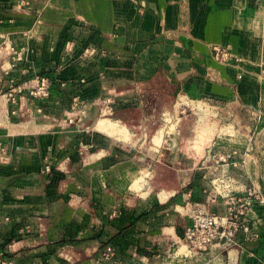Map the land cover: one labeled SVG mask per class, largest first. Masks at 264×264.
Wrapping results in <instances>:
<instances>
[{"label":"crops","instance_id":"crops-1","mask_svg":"<svg viewBox=\"0 0 264 264\" xmlns=\"http://www.w3.org/2000/svg\"><path fill=\"white\" fill-rule=\"evenodd\" d=\"M35 2L42 7L41 20L53 30L60 26L67 32L70 30L77 49L92 39L109 46L110 54L127 59L116 63L129 73L124 78L119 75L113 81L114 86L163 74L182 92L195 91L198 98H190L208 97L217 99L222 107L229 106L225 113L248 131L231 132L227 126L224 133L230 131V135L220 137V141L227 142L224 149L228 152L223 154V161L201 165L194 173L191 188L152 193L143 189V177L133 169L128 170L124 183L132 182L130 190L138 196L129 202H124L123 193H109L107 199L104 195L100 200L70 192L72 200L68 201L62 223H58L59 218L54 223L40 222L31 238H17L15 264H148L157 255L163 262L151 264H264V203L258 200L247 217L250 231L241 229L235 243L221 241L207 251L193 253L183 240L185 229L192 222L190 211L198 203L216 212L227 210L223 195L211 201L217 192L213 186L216 177H226L227 189L245 193L254 188L264 195V0ZM215 48L225 49L230 55L228 61L218 60ZM155 58L162 63H157ZM83 68L84 61L72 63L63 75L78 83L84 79ZM122 101L131 103L136 98L129 96ZM195 102L201 109L208 108L200 100ZM102 118L110 119L98 118L96 131L89 135V145L106 147L105 134L118 141L131 138L130 130L112 119L119 128H125V136L100 130ZM174 127L172 123L171 128ZM244 134L250 137L249 141ZM238 135L243 137L241 141H233ZM6 138L8 148L16 150L12 162H0V223L10 236L38 211L47 210L57 216L58 211L39 205L50 201L55 191L53 184L47 190H37L41 177L36 173L40 172L41 157L31 155L28 150L38 143L27 140L21 133ZM46 139L42 138V148L56 142L54 136ZM155 140L158 144L162 137L156 136ZM238 151L244 153L239 156ZM104 154L106 150L102 148L89 160L98 158L94 163L100 165ZM71 158L78 161L75 175L82 183L88 182L90 170L83 167L79 153L72 152ZM109 177L101 172L98 185L104 187ZM5 216L17 224L3 222ZM4 238L0 234V247L5 245ZM106 240L114 248L113 261L100 256V246Z\"/></svg>","mask_w":264,"mask_h":264},{"label":"rangeland","instance_id":"rangeland-1","mask_svg":"<svg viewBox=\"0 0 264 264\" xmlns=\"http://www.w3.org/2000/svg\"><path fill=\"white\" fill-rule=\"evenodd\" d=\"M41 11L35 0H0V162L6 156L10 157L8 163L12 162L16 152L8 148L6 135L21 133L27 140L36 141L38 146L28 152L41 157L37 190H47L53 184L55 191L52 203L50 200L39 205L56 209L58 216L37 210L10 236L0 223V234L5 236L0 264H15L17 238H31L40 222L54 223L59 218L58 223H62L68 201L72 200L70 192L100 200L104 195L107 199L109 193H123L124 202H129L138 196L130 190L132 182L124 183L128 170L133 169L143 177V189L152 193L191 188L194 173L201 165L223 161L228 150L224 149L227 142L220 141V137L248 129L225 113L229 106L222 107L217 99L208 97L190 98H198L195 91L182 92L163 74L138 78L119 89L113 81L119 75L126 77L129 70L116 66L120 58L110 54L109 46L88 39L77 49L71 31L63 30L64 26L51 29L41 20ZM229 56L225 49L215 48L218 60L226 62ZM83 61L82 81L73 83L64 77L72 63ZM129 96L136 101H122ZM198 100L208 105L207 115L197 106ZM102 116L125 125L132 135L129 140L118 141L104 133L108 138L106 147H102L106 154L98 165L95 159H89L102 148L89 145L88 138ZM224 126L230 131L224 133ZM49 136H54L56 142L42 148V138L48 140ZM156 136L162 137L159 144ZM245 137L249 141L250 137ZM74 151L83 159V167L90 170L88 182L82 183L75 175L79 168L78 161L71 158ZM242 153L238 151L237 155ZM101 172L110 176L104 187L97 182ZM11 221L17 224L10 216H5L3 222L12 225ZM106 241L100 246V256L113 261L114 248ZM157 261L163 262L161 256L152 262Z\"/></svg>","mask_w":264,"mask_h":264},{"label":"built area","instance_id":"built-area-1","mask_svg":"<svg viewBox=\"0 0 264 264\" xmlns=\"http://www.w3.org/2000/svg\"><path fill=\"white\" fill-rule=\"evenodd\" d=\"M1 161L8 163L10 157L1 158ZM225 183V176L213 179V186L217 192L211 197V201H216L217 195H223L226 198L228 206L225 212L209 210L199 203L190 211L192 222L185 229L183 240L193 253L207 251L221 241L235 243L241 229L250 231L247 217L254 211L255 202L258 200L264 203V195L256 192L254 188H249L245 193H238L225 188Z\"/></svg>","mask_w":264,"mask_h":264},{"label":"bare ground","instance_id":"bare-ground-1","mask_svg":"<svg viewBox=\"0 0 264 264\" xmlns=\"http://www.w3.org/2000/svg\"><path fill=\"white\" fill-rule=\"evenodd\" d=\"M119 126V125H118ZM117 126V124L113 121H111L110 119H106V118H102L99 122L98 127L100 128V130H106V132L108 131L111 134H119L121 136H125L126 135V130L125 128H119ZM223 131H227V126L223 127ZM243 137H241L240 135L236 136V138L233 140L235 142H240L241 139ZM158 141V140H157ZM160 141H158L159 144ZM184 247V246H183ZM182 247V248H183ZM183 249L186 250V248L184 247ZM187 251V250H186ZM188 253V252H187Z\"/></svg>","mask_w":264,"mask_h":264},{"label":"trees","instance_id":"trees-1","mask_svg":"<svg viewBox=\"0 0 264 264\" xmlns=\"http://www.w3.org/2000/svg\"><path fill=\"white\" fill-rule=\"evenodd\" d=\"M104 244H101V247L103 246Z\"/></svg>","mask_w":264,"mask_h":264}]
</instances>
